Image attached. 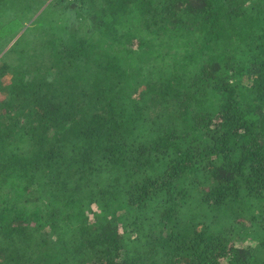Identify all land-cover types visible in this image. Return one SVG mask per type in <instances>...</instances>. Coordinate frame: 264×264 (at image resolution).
Wrapping results in <instances>:
<instances>
[{
    "label": "trees",
    "instance_id": "1",
    "mask_svg": "<svg viewBox=\"0 0 264 264\" xmlns=\"http://www.w3.org/2000/svg\"><path fill=\"white\" fill-rule=\"evenodd\" d=\"M33 5L0 0V264H264V0Z\"/></svg>",
    "mask_w": 264,
    "mask_h": 264
},
{
    "label": "rangeland",
    "instance_id": "2",
    "mask_svg": "<svg viewBox=\"0 0 264 264\" xmlns=\"http://www.w3.org/2000/svg\"><path fill=\"white\" fill-rule=\"evenodd\" d=\"M21 4H23L24 6H28V4H34L32 7V15H36L39 11H41L45 5L50 2L51 0H19ZM63 5V3L61 4ZM86 12L85 10H80V13H78L77 15H74L73 13L71 14L72 18H83L85 16ZM28 23V22H27ZM25 29L24 28H19L17 29L16 27H8V28H4L2 29V31H0V40L2 41L3 45H2V50L0 55L5 52L10 45L12 44V42L14 40H16L22 33V31ZM16 30L14 37H12V40H10L9 42H5L4 40L11 38V36H13V32ZM8 77V76H7Z\"/></svg>",
    "mask_w": 264,
    "mask_h": 264
}]
</instances>
